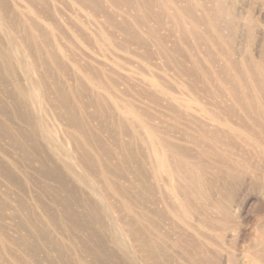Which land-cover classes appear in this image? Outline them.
Returning a JSON list of instances; mask_svg holds the SVG:
<instances>
[{"label":"rangeland","instance_id":"1","mask_svg":"<svg viewBox=\"0 0 264 264\" xmlns=\"http://www.w3.org/2000/svg\"><path fill=\"white\" fill-rule=\"evenodd\" d=\"M0 46L31 100L32 195L43 155L93 205L70 197L66 219L44 179L64 264H264V0H0ZM10 142L0 128V264H50L14 228Z\"/></svg>","mask_w":264,"mask_h":264},{"label":"bare ground","instance_id":"2","mask_svg":"<svg viewBox=\"0 0 264 264\" xmlns=\"http://www.w3.org/2000/svg\"><path fill=\"white\" fill-rule=\"evenodd\" d=\"M7 59H10V57L7 55L6 49L0 46V68L3 71L2 75H0V97L2 98V101H0V128L2 129L3 136H8V138L12 142H10L11 145L14 144L16 146H19L24 155V160L21 161L20 164L18 163L19 161L17 163L12 161L10 162V166L13 168L14 172L7 168H4L3 172H1L2 176L5 175L6 177L14 175L15 184L20 190L19 200H21L20 210L22 218L21 220L19 219V222L14 224V228L18 232L22 233L20 243H24L25 247L34 248L35 253L40 254V256L44 260L47 259L50 264H64L61 249L62 240L56 239L54 244H50L51 248L48 247L47 231L44 227V219L42 215L45 212V205H43L42 203V195L44 194L43 192H46L48 187L44 179L58 180L60 182L59 189H66V191H62L66 193V196L61 195L57 191L58 186L52 193V201L56 204L61 205L62 208H60L61 213L59 215L65 217L66 219L74 220L75 222H80L81 220V214L75 212L74 209H72L71 205L69 206L68 200L70 199V197L79 200L84 205L87 204L89 209H91L93 205L87 199V201H85V197L82 194L80 188L78 186L77 188H75L70 184V182H67V179L63 176L62 171L59 169V167L56 166V164L53 165V162H49V160L43 155L37 156L36 164L39 165L38 172L44 179L40 184L37 180L40 188L39 195L36 196L34 193L33 194L35 196L32 195L27 169L31 160H29L28 153L32 150L38 151L40 147L30 141L31 138L29 134L34 133L36 127H34V124H32V113L27 111L28 103L31 102L28 94H26L22 87H20V85L17 83L18 81H12L14 83V88L16 91L10 90L7 87L8 80L11 78V76H13V70H11L10 68L4 69V64H6ZM255 65H257L258 69H261L260 64L258 65L256 63ZM5 98H7V102ZM17 118H20L23 122H26L28 127L27 132L13 126V120ZM37 122L35 124L36 126H38ZM158 164L163 171L168 172L165 169L166 167L163 158H159ZM66 168L69 172H71L69 167ZM18 177H20L21 180L18 179ZM32 200H34L35 202V207H32L30 205V201ZM39 211L41 212V214H39ZM35 212H37V214H35ZM61 218L58 216L54 219L56 220L55 229L58 230L59 234H61V228L63 227ZM143 239V248L146 252V256H149V258L151 259H155L156 257H160L161 254L163 255L160 246H156L151 242V236L147 235L146 238ZM32 241L36 242V244Z\"/></svg>","mask_w":264,"mask_h":264}]
</instances>
